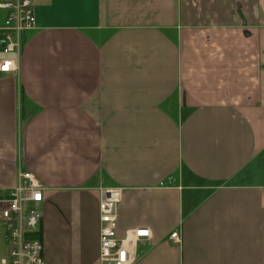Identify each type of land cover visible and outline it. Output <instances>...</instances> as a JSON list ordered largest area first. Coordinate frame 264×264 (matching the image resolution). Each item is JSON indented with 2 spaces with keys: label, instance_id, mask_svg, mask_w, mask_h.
Returning a JSON list of instances; mask_svg holds the SVG:
<instances>
[{
  "label": "crops",
  "instance_id": "obj_1",
  "mask_svg": "<svg viewBox=\"0 0 264 264\" xmlns=\"http://www.w3.org/2000/svg\"><path fill=\"white\" fill-rule=\"evenodd\" d=\"M31 2L0 198L41 181L46 263H98L99 189L121 187L119 236L152 232L135 264H264V0Z\"/></svg>",
  "mask_w": 264,
  "mask_h": 264
},
{
  "label": "built area",
  "instance_id": "obj_2",
  "mask_svg": "<svg viewBox=\"0 0 264 264\" xmlns=\"http://www.w3.org/2000/svg\"><path fill=\"white\" fill-rule=\"evenodd\" d=\"M0 12L4 14L0 26V74L17 71L16 54L21 46V36L36 27V16L31 0L0 1ZM44 187L35 174L20 171L18 183L9 198H0V222L6 227L9 254L1 264H47L43 257V244L39 239L42 215L37 206L43 202ZM123 188L99 189L100 237L97 264H135L133 243L150 240V229L137 228L119 236V206L123 199ZM174 243L181 235L174 231L170 235Z\"/></svg>",
  "mask_w": 264,
  "mask_h": 264
},
{
  "label": "rangeland",
  "instance_id": "obj_3",
  "mask_svg": "<svg viewBox=\"0 0 264 264\" xmlns=\"http://www.w3.org/2000/svg\"><path fill=\"white\" fill-rule=\"evenodd\" d=\"M3 1V0H0ZM40 232V230H38ZM4 232V234H3ZM7 256L9 254V246L6 240V232L5 229L0 227V255Z\"/></svg>",
  "mask_w": 264,
  "mask_h": 264
}]
</instances>
